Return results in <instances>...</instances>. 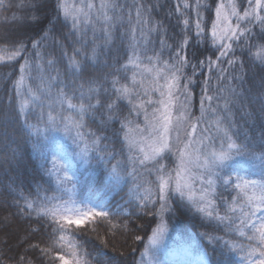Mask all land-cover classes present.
<instances>
[{"label": "snow or ice", "instance_id": "1", "mask_svg": "<svg viewBox=\"0 0 264 264\" xmlns=\"http://www.w3.org/2000/svg\"><path fill=\"white\" fill-rule=\"evenodd\" d=\"M48 3L0 0L3 25L16 29L0 34V62L23 61L13 84L15 103L0 105V142L11 143L13 133L32 139L33 150L56 185L43 188L37 182L34 197L30 193L16 200L18 215H35L37 226L30 228L29 236L50 229L47 247L29 244V249L39 250L51 264L57 259L61 264H117V257L106 251L107 239L97 236L100 246L93 256L75 238L77 230L97 220L108 221L112 230L121 228L112 222L121 213L106 210L107 199L119 195L121 185L130 184L125 205L133 210L123 215L151 216L155 224L141 253L148 257L146 264H153L151 257L163 246L167 218L183 214L182 210L215 220L223 225L225 235L233 237L200 233L185 249L187 255L197 253V264H229L232 254L240 255L242 264H264V0H228L227 4L219 0L207 30L202 10L210 11L211 6L206 0H195L194 5L185 0L183 8L196 14L194 30L189 19H183L174 44L168 43L164 22L154 19L158 5L152 0H100L99 4L74 0L71 5L68 0H55L56 23L63 17V26L69 28L64 40L81 47H73L69 55L65 44L55 40L61 57L48 54L45 59L39 49L56 28L45 11ZM13 8L20 14L7 15ZM180 9L177 4L176 11ZM45 19L51 29L41 28L44 34L39 40L26 42L19 34L22 28L40 27ZM89 29L91 41L86 39ZM126 35L132 38L124 52L126 61L121 64L116 58L119 66L115 67L110 62L114 37ZM201 44L210 54L199 50ZM65 58L68 63L62 74L57 64ZM205 69L208 76L196 115L191 86ZM36 108L41 115L34 124L30 118ZM66 111L70 114L64 115ZM2 155L0 169L15 172L12 165L19 163L15 151L9 154L5 149ZM97 169L103 170L105 178L95 197L80 193L77 199L80 177L93 176ZM15 185L13 180L6 194ZM219 188H231L235 194L225 198ZM50 191L59 194L50 196ZM123 230H128L126 223ZM66 234L73 239L66 241ZM201 238L207 243L202 244ZM0 244L7 247L8 240ZM57 249L64 254L53 257ZM27 252L17 256L16 264H33ZM6 258L0 254V264Z\"/></svg>", "mask_w": 264, "mask_h": 264}, {"label": "trees", "instance_id": "2", "mask_svg": "<svg viewBox=\"0 0 264 264\" xmlns=\"http://www.w3.org/2000/svg\"><path fill=\"white\" fill-rule=\"evenodd\" d=\"M74 1V0H72ZM19 2V0H15ZM76 3H79V0H75ZM100 0H95V3L99 4ZM121 3H124V0H120ZM131 3V0H128ZM185 0H152V3L157 4L158 7L153 13L154 19L162 20L165 27L168 28L167 39L168 43L174 44L179 40V34L183 28L181 23L183 19L188 18L190 21V30H194V25L196 21V14L193 9H184L183 3ZM189 4H193L195 0H187ZM206 2L211 6L210 11H203V20L202 23L205 26L206 30L211 27L212 22L215 19V5L219 0H206ZM227 4L228 0H224ZM55 3V0H49L48 7L45 10L47 16L53 20V23H56L55 17L52 12V6ZM177 4L181 5L180 12L176 11ZM12 12H17L19 15L20 12L13 8L11 12H8L7 15L11 16ZM183 13V15H181ZM4 15L3 11L0 10V34H3L6 30L8 32H15L16 29L12 25H3L2 16ZM70 23V22H69ZM178 25V26H177ZM87 27V26H85ZM41 28L45 31L51 29V25L45 19L40 27H26L19 30V34L23 37L26 42L32 40H39L41 35L44 32L41 31ZM259 29H256L258 31ZM69 32L67 26H63V17L59 23H56V28L53 30L49 38L42 43V47L39 51L44 55L45 59L48 58V54H54L55 57L59 58L62 55V49L55 43V40H60L65 44L66 50L69 55L72 54L73 47H81L79 43H72L64 40V36ZM92 31L89 29L88 36L86 39L91 41ZM153 41H157L155 46L158 48V37L153 34L151 37ZM115 47L112 50V60L111 63L115 67V59L119 58L120 63L126 61V56L124 52L128 50L130 43L132 42L131 36H123L121 38L114 37ZM253 43L258 41L253 39ZM99 43V42H98ZM2 46V45H0ZM91 43L88 44V49L91 48ZM152 47V45H149ZM211 42L209 40L208 48H211ZM201 52H205V45L201 44ZM29 51L31 52V46L29 44ZM189 56H191L192 49L188 50ZM210 54L205 52V55ZM236 55H241L240 48H236ZM203 58V57H201ZM22 60H16L13 62H0V105L7 106L9 103H15V91L13 88L14 82L18 79L19 66L22 63ZM67 59L60 60L57 64V68L63 74L67 66ZM190 72V69H189ZM55 75V72L52 73ZM208 76L207 69L204 70V75L198 76L196 78V83L193 84L192 90L194 93L193 98V111L196 115H199V99L201 96V90L203 86L204 79ZM216 81L213 77L212 85L214 86ZM44 112H47V108L44 109ZM69 112H65L64 115H69ZM41 115V110L39 108L34 109L31 122L38 123ZM237 120L240 124H243V121L239 119L237 115ZM93 130H95L94 126ZM61 139L65 144L71 145V141L63 138L62 134H59ZM7 149L9 154L12 151L16 153V159L19 163H13L12 167L16 170L15 172H8L7 167L0 169V241L5 239L8 240V246L5 247L0 244V254H3L7 258L3 260V264H16V258L18 255H23L25 249H28L27 256L28 259L33 261V264H51V261L48 257L41 255L39 250L29 249V244H39L41 248L47 247L51 241L48 237V232L50 229L42 230L34 235L29 236L30 228L36 227L34 223L35 215L29 218L26 216L18 215V209L16 206V200L19 196H35V190L37 188V182H39L43 188H47L49 183L52 188L55 189V179L54 177H49L45 173V162L39 157L36 151L33 150V141L32 139L27 138L26 136H17L15 133L11 135V143L0 142V160L3 159V153ZM94 163V162H93ZM51 167L50 164L47 165ZM43 177V181H41ZM103 170L97 169L95 175L87 176L82 175L80 177V184L77 185V199H80V193H86L92 197L96 195V189H98L101 183L104 180ZM16 180V185L12 186L11 194H6V187L12 185V181ZM31 186V187H29ZM129 185H121V189H118L119 195L113 193L107 199V209L113 213L120 212V215L113 216L112 222L121 225V228L112 230L111 225L106 220H97L95 224H90L85 226V230L78 231V235L75 238L77 242L83 245L84 249L89 253H92L95 256V248L100 246L99 237L107 239L109 241L108 247L106 249L109 255L117 257V264H146L148 257H142L141 253L144 251L145 245L147 244V236L151 235V228L155 227V224L152 223L151 216H145L143 219H137L136 215L127 217L123 215V212L132 211L133 209L125 205V201L128 199L126 193L128 192ZM218 192L225 198H230V193L234 195L235 193L231 188L225 191L223 188H219ZM57 192L50 191L48 195H58ZM43 195V192H41ZM65 199H68L66 196ZM219 202V201H218ZM20 203L23 204V200H20ZM78 207H83V205H77ZM120 206V207H118ZM71 207V205H70ZM84 211H87L85 208ZM183 214L175 213L171 217L167 218L169 223L168 232L164 238L163 246L155 252L151 257L153 264H197L196 252L194 251L192 255H187L185 249L193 243V241L200 236V233L207 232L211 235L224 236L225 239H233L228 235H225L223 225L218 224L215 220L209 221L207 219H202V217L195 215L186 210H182ZM71 216L72 214L69 213ZM72 218H76L72 216ZM9 220L10 223L5 226V221ZM128 225V230H123L124 224ZM95 227L96 231H92L91 228ZM135 235H140L143 237L142 240L136 241L134 239ZM27 241L25 242V239ZM73 239L72 236H65V240ZM237 242H243L241 238H235ZM201 243L206 244L207 242L201 238ZM66 251L70 252L71 248L66 247ZM120 253H123L121 256ZM64 254L59 249L54 250L51 255L53 257ZM242 255V254H241ZM66 259L71 260L70 255L65 256ZM55 264H61L57 259ZM229 264H242L240 255L232 254L229 256Z\"/></svg>", "mask_w": 264, "mask_h": 264}, {"label": "rangeland", "instance_id": "3", "mask_svg": "<svg viewBox=\"0 0 264 264\" xmlns=\"http://www.w3.org/2000/svg\"><path fill=\"white\" fill-rule=\"evenodd\" d=\"M74 1L72 0H68V3L71 5Z\"/></svg>", "mask_w": 264, "mask_h": 264}]
</instances>
